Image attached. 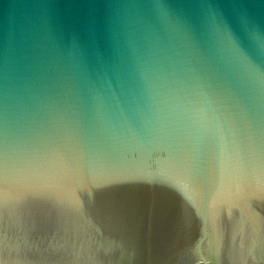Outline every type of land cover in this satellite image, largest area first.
I'll return each instance as SVG.
<instances>
[{"label":"water","instance_id":"water-1","mask_svg":"<svg viewBox=\"0 0 264 264\" xmlns=\"http://www.w3.org/2000/svg\"><path fill=\"white\" fill-rule=\"evenodd\" d=\"M0 264H264V0H0Z\"/></svg>","mask_w":264,"mask_h":264}]
</instances>
